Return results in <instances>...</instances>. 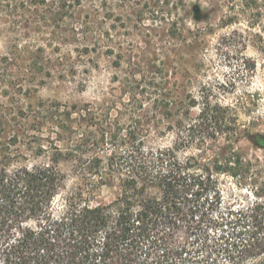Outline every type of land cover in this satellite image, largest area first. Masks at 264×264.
<instances>
[{
  "label": "rangeland",
  "instance_id": "obj_1",
  "mask_svg": "<svg viewBox=\"0 0 264 264\" xmlns=\"http://www.w3.org/2000/svg\"><path fill=\"white\" fill-rule=\"evenodd\" d=\"M257 2L260 19L245 5L252 0H0V153L14 137L41 136L62 152L56 204L77 185L92 187L90 205L109 203L119 188L93 191L96 164L172 145L187 112L198 113L192 101L208 97L236 107L241 132L208 146L230 143L264 167V0ZM198 154L179 145L180 158ZM216 178V214L251 200L249 179Z\"/></svg>",
  "mask_w": 264,
  "mask_h": 264
},
{
  "label": "trees",
  "instance_id": "obj_2",
  "mask_svg": "<svg viewBox=\"0 0 264 264\" xmlns=\"http://www.w3.org/2000/svg\"><path fill=\"white\" fill-rule=\"evenodd\" d=\"M252 2L245 5L260 19ZM196 105L172 145L142 148L125 164L114 153L105 166L96 164L93 191L119 188L109 203L90 205L92 187L77 185L56 204L64 189L62 152L54 144L48 150L41 136L14 137L13 148L0 153V264H264V167L230 143L208 146L241 133L236 107L208 97ZM179 145L200 154L180 158ZM45 152V162L25 161ZM219 173L249 179L247 205L215 213Z\"/></svg>",
  "mask_w": 264,
  "mask_h": 264
}]
</instances>
